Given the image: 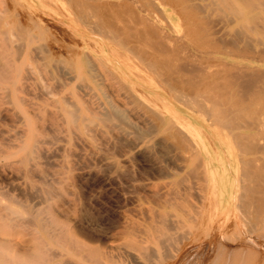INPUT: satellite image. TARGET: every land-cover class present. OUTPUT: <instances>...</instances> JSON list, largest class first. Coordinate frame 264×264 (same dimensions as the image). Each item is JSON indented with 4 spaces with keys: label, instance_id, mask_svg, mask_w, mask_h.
Instances as JSON below:
<instances>
[{
    "label": "rangeland",
    "instance_id": "obj_1",
    "mask_svg": "<svg viewBox=\"0 0 264 264\" xmlns=\"http://www.w3.org/2000/svg\"><path fill=\"white\" fill-rule=\"evenodd\" d=\"M71 1L0 0V25H2L3 22L5 25H2L3 27L0 26V29L4 30L3 33H1L2 31L0 30V246L6 248L11 252V254H13V262L17 263L25 261L30 264H100V262L102 264H166L167 261V264H225L227 260H229L230 262L233 260L238 264H241V262L244 263V261L248 260L249 264H254L255 262L256 264H258V262H262L261 258L264 261V214H259L258 217V215H256L257 213L254 211L255 209L252 210V207L248 208L247 206L243 205L241 202L242 196L240 194H238L235 199H233V203H230L227 208L222 211L216 210L217 208L215 209V201L213 200V197L212 199H208L206 198V196L197 192L194 187L195 182L191 181L195 178L192 177L193 174L191 175L190 172H187V170L190 171L192 169L195 158L192 156H188V154V159L185 160H182L181 157H178V155L180 156V153L178 152V154L176 152L177 148L173 145L175 140L171 135V133L176 129L175 126L179 123L178 120H176L171 112V114L168 111L166 113V111L164 110L165 108L163 107V103L159 100L158 96L152 95L151 97L150 95L149 97L148 95H143L142 99L146 102H150L149 104H154V102L156 103L155 106H157L159 113L161 111L160 109L164 108L163 110L165 111L164 113V111L162 110L160 113L161 115H159L160 118H158L156 113H150L151 111L148 110L149 118H147L146 121L149 120L148 124L151 125L147 126V122L144 121V116L141 112H138V100H136V96L134 95L135 99L132 98V93L129 90H127L129 92L127 94L129 96H127L126 88L128 87L127 89L130 90H134L135 88L147 89V86L156 83L158 84L157 90H160L162 95L166 97L165 99L169 104H171L178 110L181 109V113H190L197 119L198 122H200V124L205 129H212L214 131L218 128H213L212 126L207 125L206 121H204V117L202 115H199L200 112L194 110V107H197L196 103L193 104L195 105L194 107L193 105H191L192 102L194 103V101L190 100L192 101H189L191 104L189 102H186L188 100H184L185 98L177 94L176 88L174 89V86H172L171 88V84L168 81L165 82L162 78V75L161 78L158 79L160 75H158L157 73H159L160 71H157L159 70L157 67H154L149 62H147L148 60L145 59V57H142V55L138 51L134 49L131 50L133 46H140V48L143 47L144 49L148 50L150 49L148 48V45L136 39H127L123 34L115 36L113 34L111 35L110 33H107L109 34L107 35L105 34V32L103 33L99 30L98 31L102 34L96 33L97 31L96 29H94L95 27L90 26L91 23H93L92 20L94 18L92 16V13L89 12V10L88 12L87 10H84L88 9L87 7L81 9L78 4V7L76 8L75 0L72 3ZM260 1L262 2V0L241 1V5L245 10L246 16L242 20L230 22L231 24L229 23V21L223 22L225 24L223 25L224 31L227 32V30H229L227 33L225 32L226 35H224L226 36V40L224 37H220V39L223 40V43H227L228 41L233 40V37L235 35V39L238 37L240 40H244L248 37L246 36L247 33L249 36H253L255 38H257L258 36L259 39H261L262 42L257 41L255 43L257 48H260V46H264V5L262 4L264 0L261 3L263 9L261 8V4L259 3ZM256 2L258 4H255ZM3 7H6V9L8 10V14L9 12H11L12 14L10 13L8 15L6 13V9L5 13L3 12L4 9L1 11V8ZM28 7L30 9H28ZM72 7H74L75 10H83L82 12H80L81 16L79 15L78 11L76 12ZM167 9L172 10L168 7ZM31 10H34L35 14L33 13L34 11ZM221 11L222 10L217 7L212 11V15H216L217 13L220 15ZM1 12H3L4 14ZM82 15L87 16L88 19L85 20ZM77 16L80 20L77 19ZM12 17L13 19H10ZM77 20L79 21L80 25L82 23L86 24L88 22L86 25L87 27H89V30L86 29L87 27H83L84 25L80 26L77 23ZM182 21L183 20L179 16H174L173 23L174 27L177 28V33L184 32ZM5 22H8L7 26ZM240 22L241 28L239 26ZM253 25L254 28H252ZM28 26H30V28H27ZM182 26L183 28H181ZM4 27H7V29ZM235 27H238V29H234ZM16 28L17 31H15ZM169 29L171 31V28ZM233 29L235 31V34H233L234 36L231 34L233 33ZM239 29L242 30V32L240 33L241 35L236 31H239ZM243 29L246 31V33L243 32ZM11 31L18 34L20 38L22 36V38L20 39L19 37H17V35H14L15 33H12ZM21 31L23 32V35H21ZM4 32L5 34H7L5 35ZM171 32H173V30ZM238 34L239 36H237ZM105 35H111L114 37L112 38L110 36L108 38H104ZM5 36H7V39ZM12 36L13 39H15L16 37V41L14 40L16 44L22 40L24 41L22 44L19 43L22 48L24 46L23 49L20 47V50H18L19 46L18 48H16V44L14 43L13 39L11 40ZM229 36H232V39L230 37L231 40L227 38ZM115 37L117 40H115L116 42L113 43ZM126 40H128V42ZM222 40H220V42H222ZM123 41L126 42L124 43ZM121 42L124 43L125 47L123 46V43L122 45L120 44ZM130 44L132 45L131 48L129 46ZM98 45L100 47H103L102 51L99 50ZM144 45L146 46L144 47ZM127 46L129 47L128 49H126ZM33 47L36 49H33ZM16 49L18 50V52H16ZM21 49L23 52H21L20 54L19 52L21 51ZM51 49L53 51L49 52ZM114 49H117L118 51L115 50V53ZM42 50L45 52V54ZM37 51H39L40 53ZM46 52L49 54H47ZM111 52L112 54L114 52L115 55L112 56V54H110ZM121 52H124V54ZM17 53L18 55L20 54L19 58ZM62 53L65 55H63ZM74 53L76 54L74 55ZM126 53H131V56L130 54L126 55ZM121 54L125 55L123 56L124 58ZM47 55L49 56L47 57V59H45ZM58 55L60 56V58H62L61 61L59 60L60 58H58ZM132 55L135 56L134 59ZM85 56H87V59L90 58L88 59L89 62L91 61L90 64L88 63V61H86ZM102 56H105L106 60H108H104V57L103 59H101ZM126 57L127 59L129 58L128 61H133L136 59V57L139 61L136 59L137 62L136 60L131 63L125 62L127 61ZM142 58L144 60H142ZM120 59L122 61H119ZM206 59L204 60V63H214L213 65L209 64V68L211 67L213 69H217L219 67V65L216 64L218 63V61H216L215 58V60L208 59L207 62ZM54 61H56L57 64H52ZM99 61H102L104 63L106 61L109 65H111V63L116 64L118 66L117 68H119V70L122 72V76L114 75L116 71L111 68V72L109 70L111 66H108L107 63H103L101 65ZM142 61L145 62L140 66V63H142ZM61 62L63 63V65ZM65 62L68 63L66 64ZM126 63H129L130 65L133 64V66L135 65L137 67L136 69V67L134 66L136 69L135 73H132V70H134L132 68L134 67L130 66L129 64L127 65V67L130 66V68H126ZM250 64L251 68L257 67L258 69L259 67V70H264V62L262 61H252ZM71 65L74 66V72ZM95 65L97 67H95ZM104 65H106L108 69ZM216 65L218 66L216 67ZM70 66L72 70L69 69ZM146 66L149 72L147 71ZM141 68H143V71L139 70ZM67 70L71 71L68 72ZM140 71L144 74L139 73ZM154 71L157 73L154 74ZM29 73L30 75H32L31 77ZM61 73H65L64 76L66 77L62 76L63 74ZM90 73L97 76H94L95 78H92L89 76ZM97 73H99V76ZM145 73L148 80L153 83L145 80L147 79L145 78L146 76H144V78L141 77L145 75ZM147 73H149L150 78H152L151 80L149 79ZM138 74H140L141 76ZM69 75L73 78H70ZM156 75H158L159 77L157 78ZM25 76L26 78H30L26 79ZM59 76L60 78H58ZM84 79L86 81L85 84L83 83L84 85H86L85 87L83 85L80 86L82 83L81 81H84ZM123 79L126 80V83H128L129 86L123 85L125 84V81ZM141 80H145V82L147 81V83ZM116 81L119 82L117 83ZM121 81H123L124 83ZM120 82L123 83L122 86ZM162 82L165 83V88ZM87 84H89V86ZM131 84H136V87L134 88V85L132 86ZM258 84L260 88L262 86L264 87V77L258 82ZM17 85H19L20 88ZM120 86L122 87V90H120ZM123 86L125 87V90ZM130 86L132 87V89L130 88ZM24 87L30 89L27 90V88L25 89ZM97 87H99L101 90ZM168 87H170V89ZM8 88V91L10 92H7ZM89 88L91 89L90 91ZM85 91L86 95L84 94ZM168 91H170V93ZM43 92L45 94H41ZM92 92H95V95ZM2 95H5L6 97ZM177 95H179V97ZM155 97H158V99H155ZM6 98L7 100L10 98V100L7 101ZM54 98L57 99L54 100ZM62 98L65 100H62ZM179 98L180 100H178ZM175 99L177 101H175ZM68 100H70L71 103H68ZM100 100L102 103H99ZM106 100L110 101H108L109 104L111 103V107L109 106L110 108L108 107L109 104ZM181 100L182 102L185 101L188 105L186 104L185 106V103H182ZM10 101L11 103H9ZM63 101H66V103H64ZM26 103H29V105ZM68 104L73 108H76V106L79 107L80 111L79 120L76 123L77 125L72 123L68 119ZM239 104L250 105L252 109L255 108V113L259 112L262 115L264 113V110L263 112H260V110H258V108L264 106L260 100L257 101V99L253 100L252 98H245L240 101ZM231 105L233 106V103H231L230 106ZM119 106L123 109V112L120 111L122 113H118V110H120ZM102 107H105L106 109ZM108 108L110 110L112 109V112ZM127 108L128 110L130 109V113H128L129 111L126 110ZM232 109L234 111L232 112L236 115L233 117V119H238L237 121L239 125H241L242 122H245L242 114L245 109H243V112H241L242 109L238 106ZM59 111L61 112L59 113ZM124 112H126V114ZM58 113L60 114V116L58 115ZM123 113L125 115H123ZM259 113H257L255 117L258 115L259 118H261L262 115H260ZM240 114L241 117L235 118ZM127 115L128 121L126 120ZM16 116H21V118ZM54 116L55 118H53ZM87 116L89 117L90 121L88 120ZM124 116L126 117L124 118ZM85 117L87 118L88 122ZM171 117L174 119H172ZM60 118H63L64 122ZM162 118L164 120H162ZM262 118L264 121V117ZM262 118L259 120L262 121ZM91 119L93 120V122H91ZM110 119H115L114 121H112L114 122L113 125H115V127L111 124L112 122L110 121ZM103 120H105V123H103ZM116 120L119 121V123H117ZM160 120L162 122H160ZM95 121L98 125L95 123ZM129 122L132 125L129 124ZM171 122H174L175 124ZM93 123H95L96 125H93ZM106 124L107 126H109L110 130L111 127H114V129L112 128L113 130H111V133H109V128L105 126ZM118 124L120 127H118ZM136 124L140 125L136 126ZM127 125H129L131 129L128 128L129 126ZM173 125L174 127H172ZM132 126L134 127V129L132 128ZM64 127H66L65 131H63ZM86 127L88 128L89 132L86 130ZM99 127L103 130H106L107 133L105 131L103 132V130H100ZM233 127L227 129L231 132L233 130ZM61 128H63V130ZM142 128L145 130H143ZM149 128L150 130H148ZM118 129H122L120 133L118 132ZM125 129L126 131H129L125 133ZM136 129L143 130L141 131L144 132L142 133L143 135L141 134V132H139V134L138 130ZM234 129L238 128L234 127ZM239 129L243 128L239 126ZM72 130L75 131L72 132ZM84 130L87 132V134L86 132H84ZM163 130L165 132L168 131V134ZM60 131L62 132L60 133ZM137 133L139 135H137ZM61 135H63L62 138ZM101 135L106 136L102 137ZM120 135L122 136L120 137ZM46 136H52V140L56 139L54 140L55 143H53L54 141L51 143V138L47 137L48 140L50 139V142L46 138H43ZM56 136L57 138H55ZM59 136L60 138H58ZM76 136L80 139H78ZM124 136H127V139ZM141 136L145 138H141ZM106 137L109 138L107 139ZM37 138L39 140L41 139L42 141H38ZM43 147L45 149L44 151L42 150ZM60 147H62V149ZM166 148L171 150L172 153H169V150H167ZM26 149H29L30 153L29 157L24 159L23 156ZM32 149L34 151H32ZM44 153H47L46 155L48 156H46ZM169 154L171 155V157L169 156ZM36 155L38 156L36 157ZM176 155L177 158H175ZM169 159L174 162L172 163L171 161H169ZM167 161H169L171 165H174L168 166V164L170 165V163H168ZM183 164H185L184 167ZM170 172L174 173V175L170 176ZM241 172L242 169H240L239 171V179L242 182ZM180 178H184L183 180H185V178H188L186 179L188 180L187 184H189L190 187L193 186V188H191V191H187L185 189L190 188L188 187V185L185 187L186 180L180 182L182 181L180 180ZM243 179L247 181L246 177H243ZM176 180L177 182H179L177 183ZM168 181L170 182L168 183ZM194 181H196V179ZM190 182L193 183L192 186ZM158 185H163L164 187L162 186V188L159 186L160 188H162L160 190ZM158 188L160 191L158 190ZM170 188H173V190L171 191ZM194 189L195 193L193 192V194L196 197L193 198L194 195L192 194L193 196H191V193L192 190L194 191ZM155 190L156 192L158 190L159 194L162 191L161 195H159L160 197L157 195L158 192H154ZM153 192L155 194H153ZM169 192H171L172 197H170V199H166V197L170 196ZM172 193L178 194L176 195ZM153 195L155 198L153 197ZM155 195H157V197ZM197 195H202L206 203L203 200L200 201L202 196L198 197ZM238 196L239 198L241 196L240 201L238 199ZM189 198H191V201H189ZM153 199H155V201ZM207 199L211 201L209 202ZM211 202L213 203V207L211 205ZM237 202L239 203V205L237 204ZM240 203L243 207L240 205ZM193 204H196V207ZM200 204L202 205V208L200 207ZM7 206H12L18 211H21L22 218L19 217L18 220V217L14 216L16 213L9 212ZM237 206L241 207L238 209ZM203 208L205 212L202 210ZM250 209L252 212H250ZM238 210L240 213L238 212ZM29 211L31 212L29 213ZM207 212H210L209 217H213V221L209 219ZM18 213L19 212H17V214ZM201 213H204V215ZM250 213L252 214L250 215ZM30 214H32V216L34 214H37L41 219L48 222H50L51 220L54 221L47 224L48 231H46V229L44 230L34 225L32 216L31 218L29 216ZM168 214L171 216H169ZM190 214L191 216H189ZM203 217L205 219H203ZM247 217L250 219H248ZM27 218L31 223L27 222ZM258 218L260 222H258ZM165 219H169L168 221L171 222H168ZM170 219H173L174 221ZM192 219H196L197 224L200 223V225L203 226H200L199 224L194 225L196 222L193 223ZM22 220H26V224H29H23L24 222L22 223ZM210 220L212 221V223L210 222ZM221 221H223V224H221ZM174 223H176V226ZM167 224H170L172 228ZM175 235L177 236L176 239L174 238L176 237ZM168 236H170V239H174L168 241L165 240L168 238ZM43 237L44 239L42 240ZM179 238H181V241L179 240ZM162 239H164L165 241ZM44 240H46V242H44L45 244L43 243ZM161 240L165 242H163L165 245H161ZM160 241L161 243H159ZM72 242H74L75 244L73 243L72 245ZM49 245H52V247ZM148 247L150 250L148 249ZM151 247L153 248L154 252L156 251L155 253H153ZM53 248L55 251H52H54V255H56L55 257H52L51 255L53 254V252L51 254L49 252V250ZM148 250L152 253H148ZM42 251L44 252L42 253ZM143 251L144 253H142ZM234 251H238V253H240L235 254ZM133 253L134 257L136 256V261L133 257ZM150 255L154 256L150 257ZM238 255L242 256L241 258H243L244 256V260H241L240 256L238 258ZM234 257L238 258V260L235 261L236 258ZM137 259L141 261L138 262ZM250 259L251 261H249Z\"/></svg>",
    "mask_w": 264,
    "mask_h": 264
},
{
    "label": "bare ground",
    "instance_id": "obj_2",
    "mask_svg": "<svg viewBox=\"0 0 264 264\" xmlns=\"http://www.w3.org/2000/svg\"><path fill=\"white\" fill-rule=\"evenodd\" d=\"M71 1V0H70ZM74 1V0H73ZM71 1V3L73 2ZM241 1L242 0H75L76 2V5L75 7L77 8V4L82 8H88V9H84V10H89V12L92 13V16L94 17L93 18V23H91L90 26L92 27H95L94 29H96V33H100L102 34L101 32H105V34L107 33H110L111 35H120V34H123L127 39H136L140 42H143L144 44L148 45L150 49H144L143 47L140 48L137 47V46H133V48H131V44L129 45L131 50H136L138 51L142 57H145V59H147L151 65H153L154 67H157L159 70L157 71H160L159 73L155 72L154 71V74L157 73L158 75H160V77L158 75L157 78L160 79L161 78V75H162V78L165 82H169L171 85V88L172 86H174V89L176 88L177 90V94H179L181 97L185 98L184 100H188L186 102H189L190 100L194 101V103L192 101V104H195L197 105V107L195 105H193V108L194 110L200 112L199 115H202L204 117V121H206V124L207 125H210L212 126L213 128H218L216 130H208V129H205L201 124L200 122L197 121V119L192 116L190 113H181V109L178 110L176 109L174 106H172L171 104H169L167 102V100L165 99L166 97L164 95H162V93L160 92V90L158 91L157 89V86L158 84H154L153 82H150L146 76V73L145 75L141 76L142 78H144V76H146L145 80H148V82L150 83H153V84H150L149 86H147V89H136V84L134 85V90L132 89V87L130 86V88L133 90H130V89H127L126 88V95L129 93L127 90L131 91L132 93V98H137L136 100H138V105H137V108H138V112H141L142 115L144 116V121H146L147 118H149V115H148V112L151 111L150 113H156L157 114V117H159V115H161V111L164 109L167 113V111L170 113H172V115L176 118V120H178V125L175 126V130L171 133V135L173 136L175 142H174V147L177 148V153L179 152L180 153V156L178 155V157H181L182 160H185V159H188L187 157L188 156H192L195 158V162L192 166V169L189 171L187 170V172H190L191 175L193 174V178L196 179V181H194L195 179L191 180L194 183V187L196 189L197 192L201 193L202 195L206 196V198H211L213 197V200L215 201V209L218 210V211H222L224 210L225 208H227L230 203H233V199H235V197L240 194L242 196H240V198L242 199V204L247 206L248 208H251L252 207V210H254L258 215L259 217V214H264V121H263V118L264 117V113L263 115L261 116L262 118V121L259 120L261 118H259V116L257 115L255 117V115L257 113H255V108L252 109L250 107V105H241L239 104L240 101H242L243 99L245 98H252L253 100L257 99V101H261L264 105V87L262 86L261 88L259 87V84L258 82L263 79L264 77V70L261 71L259 70V67L257 69V67H254V68H251L250 67V63L252 61H262L264 62V46H260V48H257L256 46V42H262L261 39H259V37L257 36V38L253 37V36H249L246 31L244 30L243 32L246 33V36H248L247 38H245L244 40H240L238 37V39L234 38L235 36L233 34H235V31L234 29H238V27H235L233 29V33H231L234 37H233V40L232 39V36H229L227 38L230 39L231 37V41H228L227 43H223V40L220 39V37H226L224 35L226 31H224V27L223 25H225L223 22L225 21H229L230 22H235V21H239V20H242L246 15H245V10L243 9L242 5H241ZM263 2V0H262ZM261 1L259 2L260 4L262 3ZM5 4V3H4ZM255 4H258L257 2ZM264 5V2L262 3ZM261 4V6H262ZM6 6V5H5ZM7 7V6H6ZM6 7L4 8H1V11L4 9V13H5V9ZM168 8H171L172 10L170 9H167ZM219 8L221 9V13L220 15L216 14V15H212V11L215 10L216 8ZM260 7V6H259ZM74 8V7H72ZM253 8V6H252ZM263 9V6L261 7ZM28 9H30L28 7ZM81 9H78V10H74L80 15V12L82 11H79ZM213 9V10H212ZM26 10V9H25ZM212 10V11H211ZM8 10L6 9V13L8 14L7 12ZM30 11V10H29ZM31 11H34V10H31ZM1 12V13H3ZM75 12V13H76ZM3 13V14H4ZM11 12H9L10 14ZM35 14V11L33 12ZM86 13V12H85ZM90 13V14H91ZM8 14V15H9ZM12 14V13H11ZM18 14V13H17ZM1 15V14H0ZM179 16L183 21V26H184V32L183 33H177V28L174 27V23H173V20H174V16ZM4 16V15H3ZM7 16V15H6ZM81 16V15H80ZM90 16V17H92ZM9 17V16H8ZM82 17L86 19H88L87 16H83ZM87 17V18H86ZM15 18H16V14H15ZM14 18V19H15ZM18 18V17H17ZM76 18V16H75ZM9 19V18H8ZM10 19H13L10 18ZM77 19L78 16H77ZM82 19V18H81ZM1 20V18H0ZM7 20V19H6ZM5 20V21H6ZM16 20V19H15ZM80 20V19H79ZM78 21V20H77ZM76 21V22H77ZM11 22V21H10ZM13 22V20H12ZM11 22V23H12ZM36 22V21H35ZM6 23V22H5ZM21 23V22H20ZM79 25V21L77 22ZM88 23V22H87ZM86 23V24H87ZM89 23V24H90ZM8 22L6 23V26H7ZM86 24H81L80 26L84 25L83 27H87ZM93 24V25H92ZM231 24V23H230ZM4 25V22L3 24ZM0 25V26H2ZM16 25V24H15ZM31 25V24H30ZM5 26V25H4ZM32 26V25H31ZM40 26V25H39ZM183 26L181 28H183ZM240 28H241V22L239 24ZM3 27V26H2ZM11 27V25H10ZM21 27V26H20ZM252 27V26H251ZM7 29V27H4ZM27 28H30V26H28ZM33 28V27H32ZM89 27H87L86 29H88ZM171 28V31L173 30V32L170 31ZM254 28V25L253 27ZM3 33L4 30L0 29ZM19 30V29H18ZM21 30V29H20ZM36 30V29H35ZM34 30V31H35ZM45 30V29H44ZM89 30V29H88ZM93 30V29H92ZM101 32H99V31ZM183 30V29H182ZM226 30V29H225ZM17 31V28L16 30ZM23 31V30H22ZM21 31V35H23V32ZM29 31V30H28ZM94 31V30H93ZM229 30H227L228 32ZM239 34L242 32V30L239 29L236 30ZM12 32V31H11ZM226 32V33H227ZM12 33H15V32H12ZM230 33V32H229ZM5 34V32H4ZM7 34V33H6ZM5 34V35H6ZM11 34V33H10ZM40 34V33H39ZM37 34V35H39ZM239 34L237 36H239ZM13 35V34H12ZM14 35H17L18 34H14ZM20 35V36H21ZM36 35V37H37ZM48 35V34H47ZM109 35V34H107ZM110 35V36H111ZM241 35V34H240ZM110 36H104V38H108ZM244 36V35H243ZM264 36V35H263ZM6 39H7V36H5ZM11 37V36H10ZM15 37V36H14ZM25 37V36H24ZM112 38L114 36H111ZM119 37V36H118ZM241 37V36H240ZM20 38V37H19ZM22 38V36H21ZM20 38V39H21ZM45 38V37H44ZM223 38V39H224ZM13 39V36L11 38V40ZM26 39V38H25ZM30 39V37H29ZM80 39V38H79ZM111 39V38H110ZM109 39V40H110ZM122 39V38H121ZM243 39V38H242ZM257 39V40H256ZM16 41V37L15 39H13V41ZM88 40V39H87ZM113 40V39H112ZM115 39L113 40V43L116 42ZM220 40H222V42H220ZM226 40V38H225ZM260 40V41H259ZM9 41V40H8ZM14 41V43H15ZM128 42V40H126ZM125 41V42H126ZM18 42V41H17ZM24 41H20L19 43L22 44ZM91 42V41H90ZM124 42V41H123ZM121 42L120 44L122 45ZM124 42V43H125ZM136 42V41H135ZM17 43V44H19ZM111 43V42H110ZM123 43V46L125 47ZM16 44V43H15ZM16 44V48H18L19 46V49L20 50V44L17 45ZM119 44V43H118ZM136 44V43H135ZM263 44V43H262ZM9 45V44H8ZM25 45V43H24ZM134 45V44H133ZM137 45V44H136ZM139 45V44H138ZM143 45V44H142ZM144 45V47L146 46ZM264 45V44H263ZM23 46V45H22ZM90 46V45H89ZM110 46V45H109ZM118 46V45H117ZM120 46V45H119ZM111 47V46H110ZM115 47V46H113ZM121 47V46H120ZM22 48V47H21ZM24 48V46H23ZM22 48V49H23ZM98 48L99 50H103V47L99 46L98 45ZM112 48V47H111ZM118 48V47H117ZM129 47L127 46L126 49H128ZM21 49V51L19 52L21 54V52H23ZM33 49H36L33 47ZM39 49V48H38ZM110 49V48H109ZM120 49V48H119ZM121 49H124V48H121ZM17 50V49H16ZM18 50L16 52H18ZM40 50V49H39ZM45 50V49H44ZM118 51L117 49H114V52ZM43 51V50H42ZM53 51L52 49L49 51L51 52ZM68 51V50H66ZM35 52V50H34ZM39 52V51H37ZM44 52V51H43ZM110 52V51H109ZM112 54V52L110 54H112V56H114L115 54ZM129 52V51H127ZM131 52V51H130ZM40 53V52H39ZM47 53V52H46ZM56 53V52H55ZM68 53V52H67ZM80 53V52H78ZM116 53V52H115ZM124 54V52H121ZM20 54L18 55V58L20 56ZM45 54V52H44ZM49 54V53H47ZM63 54V53H62ZM72 54V53H71ZM76 53H74L75 55ZM118 54V53H117ZM116 54V55H117ZM119 54H120V51H119ZM128 53H126L127 55ZM130 56H131V53H129ZM128 54V55H129ZM16 55V56H17ZM42 55V54H41ZM53 55H54V52H53ZM52 55V57H53ZM57 55V54H55ZM65 55V54H63ZM69 55V54H68ZM89 55V54H88ZM122 55V54H121ZM134 55V54H133ZM132 55V56H133ZM136 55V54H135ZM223 55V56H221ZM226 55V56H225ZM49 55H47L45 57V59H47ZM59 56V55H58ZM119 56V55H118ZM117 56V57H118ZM125 56V55H122V57ZM129 56V57H130ZM137 56V55H136ZM87 56H85L86 58ZM103 57L105 58L104 60H106V57L105 56H102L101 59H103ZM120 57V56H119ZM118 57V58H119ZM135 56H133V59H134ZM141 57V56H140ZM205 57V58H203ZM208 57H211V58H208ZM30 58V56H29ZM60 58V56L58 57ZM121 58V57H120ZM124 58V57H123ZM131 58V57H130ZM207 58V59H206ZM218 61V64L219 67L217 69H213V68H209L208 63H204V60L206 59V62L208 59H212V60H215ZM90 59V58H88ZM86 58V61H88V63L90 64L89 60ZM99 59V60H101ZM127 59V57H126ZM136 59L138 60V58L136 57ZM135 59V60H136ZM51 60V58H50ZM58 60V59H57ZM60 61L62 60V58L59 59ZM108 60V59H107ZM106 60V61H107ZM129 58L127 59V61L125 62H133V61H128ZM136 60V62H137ZM141 60V59H140ZM142 60H144L142 58ZM209 60V61H210ZM18 61V59H17ZM48 61V60H47ZM64 61V60H63ZM66 61V59H65ZM69 61V60H68ZM108 64V62H106ZM119 61H122L121 59ZM139 61V60H138ZM208 61V62H209ZM55 62V63H54ZM52 64H57L56 61H54ZM100 62V61H99ZM102 62V61H101ZM100 64L102 65L104 62H102ZM145 62V61H144ZM142 61V63H140V66L141 64L143 65L144 63ZM62 63V62H61ZM66 64L68 62H65ZM104 63V64H105ZM129 63H126V68H130V66L134 67L133 64H129ZM73 64V63H71ZM123 64V63H122ZM125 64V63H124ZM130 65L129 67H127V65ZM138 64V63H137ZM206 64V65H205ZM214 64V63H213ZM213 64H210V65H213ZM36 65V64H35ZM44 65V64H43ZM63 65V63H62ZM145 65V64H144ZM216 65V67L218 66ZM61 66V65H60ZM68 66V65H67ZM72 66V65H71ZM71 66L69 69H71ZM106 68L107 66L104 65ZM108 66H111L109 68V70L111 68L114 69V71H116L114 73V75H121L122 76V72L119 70V68H117L118 66L114 63H111V65L108 64ZM139 66V65H138ZM139 66V67H140ZM49 67V66H48ZM47 67V68H48ZM59 67V65H58ZM62 67V66H61ZM89 67V65H88ZM92 67V66H91ZM94 67V66H93ZM95 67H97L95 65ZM131 67V68H132ZM136 67V66H135ZM132 70V73H135V70L136 69ZM143 67V66H142ZM145 67V66H144ZM29 68V67H28ZM46 68V66H45ZM73 68V72H74V66H72ZM147 68V66H146ZM26 69V67H25ZM64 69V68H63ZM108 69V68H107ZM121 69V68H120ZM127 69V70H128ZM143 68L139 69L141 71ZM152 69V68H151ZM42 70V69H41ZM49 70V69H48ZM47 70V71H48ZM72 70V69H71ZM71 70H67L68 72L71 71ZM155 70V68H154ZM58 71V69H57ZM61 71V70H60ZM65 71V70H64ZM66 71V72H67ZM89 71V70H87ZM112 72V70H110ZM134 71V72H133ZM139 72L141 74H144L143 72ZM147 71H148V68H147ZM152 71V70H150ZM40 72V71H39ZM46 72V71H45ZM62 72V71H61ZM73 72H70V73H73ZM149 72V71H148ZM49 73V72H48ZM57 73V72H56ZM55 73V74H56ZM95 73V72H94ZM110 73V72H109ZM161 73V74H160ZM19 74V73H18ZM50 74V73H49ZM63 74V73H61ZM67 74V73H66ZM69 74V73H68ZM75 74V73H74ZM91 74V73H90ZM90 77H94V76H97V75H90ZM98 76H99V73H97ZM30 75V73H29ZM65 73L62 75L64 76ZM78 75V73H77ZM113 75V76H114ZM137 75V76H138ZM147 75L149 76V73H147ZM32 75H30L31 77ZM73 76V74H72ZM71 76V77H72ZM76 76V75H75ZM74 76V77H75ZM136 76V77H137ZM28 77V76H27ZM29 77V78H30ZM66 77V76H64ZM70 77V75H69ZM68 77V79H69ZM70 77V78H71ZM24 78V77H23ZM26 78V76H25ZM29 78H26V79H29ZM42 78V77H41ZM60 78V76L58 77ZM73 78V77H72ZM83 78V77H81ZM80 78V79H81ZM95 78V77H94ZM123 78V77H122ZM99 79V78H97ZM100 79H103V78H100ZM113 79V78H112ZM116 79V78H114ZM119 79V78H118ZM117 79V80H118ZM149 79L151 80L152 78H150L149 76ZM82 80V79H81ZM124 80V79H123ZM145 80H141V81H144ZM155 80V79H154ZM71 81V80H70ZM80 81V80H79ZM93 81V80H92ZM120 81V80H119ZM119 81H116L117 83ZM125 81V84L121 83V86L122 84L123 85H128V83H126V80ZM15 82V81H14ZM26 82V81H25ZM61 82H64V81H61ZM81 85L80 86H86L84 85L86 83L85 79L84 81H81ZM100 82H103V81H100ZM156 82V81H155ZM24 83V82H23ZM68 83V82H66ZM70 83V82H69ZM84 83V84H83ZM95 83V82H94ZM131 83V82H130ZM147 83V81L145 82ZM163 83V82H162ZM27 84V83H26ZM60 84V83H59ZM80 84V82H79ZM165 83H163V86L165 88ZM63 85V84H62ZM77 85V84H76ZM89 86V84H87ZM132 85V84H131ZM132 85V86H133ZM262 85H263V81H262ZM19 87V85H17ZM29 86V85H28ZM79 86V88H80ZM118 86V85H116ZM120 86V90H122V87ZM160 86V85H159ZM77 87V86H76ZM124 87V86H123ZM161 87V86H160ZM159 87V88H160ZM3 88V87H2ZM17 88V87H16ZM20 88V87H19ZM25 89L27 87H24ZM98 89H100L99 87H97ZM138 88V87H137ZM140 88V87H139ZM170 89V87H168ZM24 89V90H25ZM30 89V88H29ZM27 88V90H29ZM163 89V88H162ZM9 88L7 89V92H10L8 91ZM26 90V91H27ZM91 89L89 88V91ZM101 90V89H100ZM124 90H125V87H124ZM6 91V90H5ZM25 91V92H26ZM136 91V92H135ZM103 92V91H101ZM111 92V91H110ZM123 92V91H122ZM121 92V93H122ZM170 93V91H168ZM175 92V91H174ZM51 93V92H50ZM86 93V91L84 92V94ZM93 94L95 92H92ZM29 94V93H27ZM41 94H45L44 92L41 93ZM83 94V95H84ZM97 94V93H96ZM104 94V93H103ZM102 94V95H103ZM6 95V94H5ZM5 95H2L4 97H6ZM10 95V93H9ZM86 95V94H85ZM95 95V94H94ZM110 95V94H109ZM108 95V96H109ZM135 95V96H134ZM148 95L150 97H152V95H156L159 97V100L162 101L163 103V109H159L161 110L160 113H159V110L157 108V106H155V102L154 104H149L150 102H146L145 100L142 99V97ZM179 95H177L179 97ZM21 96V95H20ZM39 96V95H37ZM122 96V95H121ZM129 96V95H127ZM131 96V95H130ZM170 96V95H169ZM2 97V98H4ZM10 97V96H8ZM7 97V98H8ZM29 97V96H28ZM62 97V96H61ZM66 97V96H65ZM64 97V98H65ZM98 97V96H97ZM124 97V96H123ZM158 97H155V99H158ZM172 97V96H171ZM175 97V96H174ZM6 98V100H7ZM32 98V97H31ZM131 98V99H132ZM134 98V99H135ZM147 98V97H146ZM154 98V97H153ZM182 98V99H183ZM28 99V98H27ZM57 99V98H54V100ZM97 99V98H96ZM127 99V97H126ZM129 99V97H128ZM140 99V101H139ZM145 99V98H144ZM10 100V98L8 99ZM7 100V101H8ZM29 100V99H28ZM53 100V101H54ZM62 100H65L62 98ZM111 100V99H109ZM108 100V101H109ZM143 100V101H142ZM153 100V99H152ZM180 100V98L178 99ZM4 101V100H3ZM26 101V100H25ZM51 101V102H53ZM67 101V100H66ZM66 101H63L64 103H66ZM73 101V100H72ZM107 101V100H106ZM107 101V103L109 104V102ZM132 101V100H131ZM154 101V100H153ZM175 101H177L175 99ZM209 101V102H208ZM35 102V101H34ZM50 102V103H51ZM58 102V101H57ZM70 102V100H68V103ZM75 102V101H74ZM179 102V101H178ZM182 102V100H181ZM180 102V103H181ZM186 106V102L183 101ZM182 102V103H183ZM8 103V102H7ZM11 103V101L9 102ZM48 103V102H47ZM49 103V104H50ZM56 103V102H55ZM71 103V102H70ZM84 103V102H83ZM99 103H102L101 100ZM114 103V102H113ZM124 103V102H123ZM153 103V102H152ZM233 103V106L230 104ZM251 103V102H249ZM254 103V102H253ZM252 103V105H253ZM257 103V102H256ZM29 105V103H26ZM73 104H77V103H73ZM111 104V103H110ZM108 105V107L111 105ZM158 104V103H157ZM211 104V105H209ZM255 104V103H254ZM259 104V103H258ZM261 104V103H260ZM10 105V104H9ZM52 105V104H51ZM66 105V104H65ZM102 105V104H100ZM113 105V104H112ZM128 105V104H126ZM188 105V104H187ZM118 106V105H117ZM238 106L239 108H241V112H243V109L244 112L242 113L243 114V117H244V121L245 122H242L241 125H239L238 123V119L235 120L233 119L235 115V113H233V109L234 107ZM78 106H76V108H73V107H70L69 104L67 105V108H69L67 111L69 113V117L68 119L76 124L77 121L79 120V107L77 108ZM97 107V106H96ZM95 107V108H96ZM106 107V106H105ZM105 107H102V108H105ZM109 107V108H110ZM113 107V106H112ZM179 107V106H178ZM190 107V106H188ZM259 107V106H258ZM11 108V107H9ZM34 108V107H33ZM59 108V107H58ZM72 108V109H70ZM107 108V107H106ZM105 108V109H106ZM108 108V109H109ZM120 110H118L119 112L118 113H122L123 109L122 107H120ZM118 108V109H119ZM126 108V107H124ZM162 108V107H161ZM114 109V108H113ZM132 109V108H131ZM134 109V108H133ZM167 109V110H166ZM190 109V108H188ZM11 110V109H10ZM103 110V109H102ZM110 110V109H109ZM112 110V109H111ZM110 110V111H111ZM125 110V109H124ZM128 110V108L126 109ZM130 110V109H129ZM128 110V111H129ZM149 110V111H148ZM163 110V111H164ZM239 110V109H238ZM258 110H260V112L264 110V106H261V108H258ZM49 111V110H48ZM104 111V110H103ZM102 111V112H103ZM114 111V110H113ZM122 111V112H120ZM164 111V113H165ZM233 111V112H232ZM15 112V111H14ZM61 111H59L60 113ZM100 112V111H99ZM105 112V111H104ZM112 112V111H111ZM195 112V111H194ZM239 112V111H238ZM17 113V112H16ZM49 113V112H48ZM47 113V114H48ZM57 113V112H56ZM58 113V115L60 116V114ZM110 113V112H109ZM117 113V112H116ZM117 113V114H118ZM126 114V112H124ZM123 113V115H125ZM130 113V111L128 112ZM127 113V114H128ZM149 113V114H150ZM163 113V112H162ZM170 113V114H171ZM255 113V114H254ZM20 114V113H19ZM62 114V113H61ZM88 114V113H86ZM111 114V113H110ZM116 114V115H117ZM245 114H246V117H245ZM94 115V114H93ZM133 115V114H132ZM57 116V117H59ZM82 116V115H81ZM95 116V115H94ZM102 116V115H101ZM111 116V115H110ZM114 116V114H113ZM163 116V115H162ZM201 116V117H202ZM13 117V116H12ZM16 117H20L21 116H16ZM63 117V116H62ZM126 116H124L125 118ZM238 117H241V114L235 118H238ZM259 119H258V118ZM55 118V116L53 117ZM86 118V117H85ZM88 120H89V117L87 116ZM86 118V120H87ZM92 118V117H91ZM96 118V117H95ZM130 118V117H129ZM151 118V117H150ZM164 118V117H163ZM162 118V120H164ZM172 118V117H171ZM19 119V118H17ZM28 119V118H27ZM62 119V121L64 122L63 118H60ZM93 119V118H92ZM91 119V122H93V120ZM117 119V118H116ZM131 119V118H130ZM174 119V118H172ZM48 120V119H47ZM85 120V121H86ZM87 120V122H88ZM115 120V119H114ZM114 120H111L110 121H114ZM119 120V119H118ZM128 121V115H127V119ZM125 120V121H126ZM138 120V119H137ZM19 121V120H18ZM90 121V120H89ZM101 121V120H100ZM105 123V120H103ZM108 121V122H110ZM117 121V120H116ZM131 121V120H130ZM135 121H136V118H135ZM148 121L147 120V126H150L148 124ZM151 121V120H150ZM172 121V120H170ZM175 121V120H174ZM33 122V121H32ZM89 122V123H91ZM102 122V121H101ZM134 122V121H132ZM143 122V121H142ZM155 122V121H154ZM160 122H162L160 120ZM60 123V122H58ZM82 123V122H81ZM96 123V121H95ZM93 123V125L95 124ZM114 122H112L111 124L113 125ZM117 123H119V121H117ZM136 123V122H135ZM171 123H174V122H171ZM170 123V124H171ZM52 124V123H51ZM79 124V123H78ZM97 124V123H96ZM95 124V125H96ZM127 124V123H126ZM129 124H131L129 122ZM167 124V123H166ZM165 124V125H166ZM169 124V125H170ZM175 124V123H174ZM61 125V124H59ZM77 125V124H76ZM89 125V124H88ZM98 125V124H97ZM123 125V124H121ZM132 125V124H131ZM140 125V124H138ZM136 124V126H138ZM144 125V124H142ZM141 125V126H142ZM164 125V126H165ZM168 125V124H167ZM106 127L109 128V126H107V124L105 125ZM115 127V125H113ZM129 126V125H127ZM159 126V125H158ZM237 127L238 129H234V127ZM239 126L243 129H239ZM62 127V126H61ZM78 127V126H77ZM85 127V126H84ZM92 127V126H91ZM114 127H111V130L114 129ZM118 127L119 124H118ZM125 127V126H124ZM140 127V126H139ZM153 127V126H152ZM167 127V126H166ZM165 127V128H166ZM171 127V126H170ZM174 127V125L172 126ZM233 127L232 131L230 132L227 128H231ZM52 128V127H51ZM65 128L64 127V130L63 128H61L63 131H65ZM87 128V127H86ZM85 128V129H86ZM100 128V127H99ZM113 128V129H112ZM126 128V127H125ZM130 128V126L128 127ZM132 128L134 129V127L132 126ZM138 128V127H137ZM148 128V127H146ZM151 128V127H150ZM150 128L148 130H150ZM25 129V128H24ZM33 129V127H32ZM123 129V128H122ZM122 129H118L119 133L121 132ZM131 129V128H130ZM140 129V128H139ZM143 129V128H142ZM152 129V128H151ZM164 129V128H162ZM170 129V128H169ZM168 129V130H169ZM173 129V128H172ZM258 129V130H257ZM88 131V128L86 129ZM95 130V128H94ZM100 130H103L100 128ZM110 130V128L108 129ZM110 130L109 133H111L112 131ZM124 130V129H123ZM138 130V129H136ZM145 130V129H143ZM143 130H138V133L143 131ZM147 130V129H146ZM159 130V129H158ZM257 130V131H256ZM75 130H72V132H74ZM106 132V130H103V132ZM129 131V130H128ZM126 131L125 129V133L128 132ZM135 131V130H134ZM153 131V130H152ZM164 131V130H163ZM167 131V130H166ZM62 131H60L61 133ZM84 132H86L84 130ZM89 132V131H88ZM146 132V131H145ZM165 132V131H164ZM163 132V133H164ZM168 132V131H167ZM165 132V133H167ZM99 133V132H97ZM124 133V132H123ZM131 133V131H130ZM137 133V135H139ZM144 133V132H141V134ZM149 133V132H148ZM154 133V132H152ZM161 133V134H163ZM25 134V133H24ZM31 134V133H30ZM66 134V133H65ZM87 134V132H86ZM150 134V133H149ZM168 134V133H167ZM54 135V134H53ZM67 135V134H66ZM75 135H76V132H75ZM100 135V134H99ZM123 135V134H122ZM120 135V137L122 136ZM134 135V134H133ZM143 135V134H142ZM144 135H147V134H144ZM63 135H61V138H62ZM79 136V135H78ZM102 136V135H101ZM106 136V135H104ZM102 136V137H104ZM128 136V134H127ZM126 136V137H127ZM132 136V135H131ZM154 136V135H153ZM51 138L49 136H46V137H43V138H46L48 140V138ZM75 137V136H74ZM77 137V136H76ZM80 137V136H79ZM119 137V136H118ZM117 137V138H118ZM125 137V136H124ZM125 137V138H126ZM136 137V136H135ZM134 137V138H135ZM140 137V136H139ZM143 136H141L142 138ZM150 137V136H149ZM147 137V138H149ZM57 138V136L55 137ZM60 138V136L58 137ZM78 138V137H77ZM107 139L109 137H106ZM116 138V137H115ZM145 138V137H143ZM159 138V137H157ZM172 138V137H171ZM54 139V138H53ZM65 139V138H63ZM80 139V138H78ZM82 139V138H81ZM104 139V138H102ZM127 139V138H126ZM136 139V138H135ZM155 139V138H154ZM38 141H42L41 139L39 140L37 138ZM50 140V139H49ZM48 140V141H49ZM56 140V139H54ZM52 140L51 138V143L54 141ZM60 140V139H59ZM106 140V139H104ZM110 140V139H109ZM140 140V138H139ZM151 140V139H150ZM45 141V140H44ZM142 141V140H141ZM140 141V142H141ZM155 141V140H154ZM159 141V140H158ZM162 141V140H161ZM164 141V140H163ZM50 142V141H49ZM156 142V141H155ZM45 143V142H44ZM55 143V141L53 142ZM130 143V142H129ZM128 143V144H129ZM153 143V142H152ZM157 143V142H156ZM168 143V142H167ZM49 144V143H48ZM81 144V143H80ZM84 144V143H83ZM158 144V143H157ZM162 144V142H161ZM17 145V144H16ZM35 145V144H33ZM87 145V144H85ZM151 145V144H150ZM61 146V145H60ZM149 146V145H148ZM155 146V144H154ZM88 147V146H87ZM130 147V146H129ZM157 147V146H156ZM50 148V147H49ZM59 148V147H58ZM62 149V147H60ZM80 148V147H79ZM149 148V147H148ZM152 148V147H151ZM163 148V146H162ZM168 148V147H167ZM166 148V149H167ZM61 149H58V150H61ZM93 149V148H92ZM165 149V147H164ZM43 151L45 150L44 147L42 149ZM153 150V149H152ZM169 150V149H167ZM1 151H4V150H1ZM32 151H34L32 149ZM57 151V150H56ZM154 151V150H153ZM175 151V150H174ZM42 152V151H41ZM29 153H30V150L29 149H26L25 152H24V156L23 158L26 159L29 157ZM147 153V152H146ZM166 153V152H165ZM169 153H172L171 150H169ZM45 154V153H44ZM47 154V153H46ZM45 154V155H46ZM188 154V156H187ZM174 155V153H173ZM177 155L175 158H177ZM38 155H36L37 157ZM48 156V155H46ZM151 156V155H150ZM168 156V154H167ZM169 156L171 157V155L169 154ZM159 157V156H157ZM161 158V157H160ZM168 158V157H167ZM89 159V158H88ZM162 159V158H161ZM174 160V159H173ZM177 160V159H175ZM190 160V159H189ZM15 161V160H14ZM169 161H171L169 159ZM169 161H167L168 163H170ZM42 162V161H41ZM172 162V161H171ZM174 162V161H173ZM172 162V163H173ZM192 162V160H191ZM35 163V162H34ZM161 163V162H160ZM176 163V162H175ZM177 164V163H176ZM175 164V165H176ZM34 165V164H33ZM174 165V164H172ZM171 163L170 165L168 164V166H172ZM185 164H183V167H184ZM242 165V166H241ZM35 166V165H34ZM161 166V165H160ZM164 166V165H163ZM12 167V166H11ZM22 167V166H21ZM31 167V166H30ZM174 167V166H173ZM178 167V166H177ZM176 168V166H175ZM28 169V168H27ZM30 169V168H29ZM174 169V168H172ZM179 169V168H178ZM240 169H242V172H241V179H242V182L241 180L239 179V171ZM177 170V168H176ZM172 171V170H171ZM175 171V170H174ZM180 171V170H178ZM176 172V171H175ZM186 172V171H185ZM186 172V173H187ZM162 173V172H161ZM167 173V172H165ZM171 173V172H170ZM179 173V172H178ZM189 173V174H190ZM169 174V173H168ZM21 175V174H20ZM167 175V174H166ZM170 176L174 175V173H171L169 174ZM168 175V176H169ZM52 176V175H51ZM165 176V175H164ZM183 176V175H182ZM195 176V177H194ZM166 177V176H165ZM237 177H238V180H237ZM243 177L247 179V181L245 179H243ZM182 178V177H181ZM182 181L180 182H183L185 181L186 179L188 178H185V180L181 179ZM157 179V178H156ZM179 179V177H178ZM191 179V178H190ZM167 180V179H166ZM187 181L186 180V185L185 187L188 185V187L190 189H187L185 188L187 191H191V188H193L192 184L191 183V186L189 184H187ZM244 181V182H243ZM165 182V181H164ZM170 181H168L169 183ZM174 182V181H173ZM177 182V180H176ZM179 182V181H178ZM177 182V183H178ZM167 183V181H166ZM183 184V183H181ZM162 187L161 185H158V187ZM180 186V185H179ZM159 187V188H160ZM164 187V186H163ZM162 187V188H163ZM154 188V187H153ZM158 188V190H159ZM160 188V190L162 189ZM40 189V188H39ZM171 191L173 190V188H170ZM195 189L194 191L192 190V193H191V196H193V192L195 193ZM58 190V189H57ZM150 190V189H149ZM157 190V192H158ZM159 190V191H160ZM153 191V190H152ZM167 191V189H166ZM186 191V192H187ZM45 192V190H44ZM156 192V190L154 191ZM153 192V194H155ZM156 192V193H157ZM177 192V190H176ZM151 193V192H150ZM162 193V191H161ZM161 193L159 194L158 192V196L161 195ZM168 193V191H167ZM184 193V192H183ZM182 193V194H183ZM188 193V192H187ZM172 194H178V193H172ZM193 194V195H192ZM150 195V194H149ZM157 195H155L157 197ZM169 197H166V199H170V197H172L171 195V192H169ZM189 195V194H188ZM202 195H199V196H202ZM198 196V195H197ZM198 196V197H199ZM32 197V196H31ZM154 197V195H153ZM160 197V196H159ZM177 197V196H176ZM179 197V195H178ZM196 197L195 195L193 196V198ZM155 198V197H154ZM240 198L238 196V199L240 201ZM161 199V198H160ZM165 199V200H166ZM191 201V198H189ZM198 199V198H197ZM200 199V198H199ZM207 199V200H208ZM155 201V199H153ZM204 201L205 202V199L202 198L200 199V201ZM237 200V198H236ZM158 201V200H157ZM162 201V200H161ZM167 201V200H166ZM209 201V200H208ZM211 201V200H210ZM209 201V202H210ZM213 202V201H212ZM211 202V205L213 207V203ZM158 203V202H157ZM206 203V202H205ZM169 204V203H168ZM237 204L239 205V203L237 202ZM159 205V204H158ZM194 205V204H193ZM196 205V204H195ZM194 205V206H195ZM201 205V204H200ZM199 205V206H200ZM241 205V203H240ZM160 206V205H159ZM236 206V205H235ZM242 206V205H241ZM241 206H237V208L239 209ZM24 207V206H23ZM154 207V206H153ZM196 207V206H195ZM194 207V209H195ZM202 208V205L200 206ZM199 207V208H200ZM206 207V205H205ZM204 207V208H205ZM211 207V206H210ZM243 207V206H242ZM9 212H12V213H16L14 216L18 217V220H19V217L22 218V214H21V211H18L17 209H15L14 207L12 206H7ZM200 208V209H201ZM204 208L202 209L204 211ZM198 209V210H200ZM214 209V208H213ZM231 209V208H230ZM236 209V208H235ZM192 210V208H191ZM197 210V208H196ZM206 210V209H205ZM237 210V209H236ZM146 211V210H145ZM201 211V212H203ZM211 211V210H210ZM217 211V212H218ZM245 211V210H244ZM17 212H19V216L17 214ZM31 211H29L30 213ZM137 212V211H136ZM205 212V211H204ZM237 212V211H236ZM239 212V210H238ZM250 212L251 209H250ZM28 213V214H29ZM167 213V212H166ZM200 213V211H199ZM208 213V212H207ZM233 213V212H232ZM240 213V212H239ZM244 213V212H243ZM247 213V212H246ZM245 213V214H246ZM33 214V213H32ZM32 214H30V218L32 216ZM156 214V213H155ZM154 214V215H155ZM204 215V213H201ZM199 214V215H201ZM217 214V213H216ZM249 214V212H248ZM252 213H250L251 215ZM254 214V213H253ZM21 215V216H20ZM153 215V216H154ZM169 215V214H168ZM210 215V212L208 213V217ZM212 215V213H211ZM13 216V217H14ZM171 216V215H169ZM191 216V214L189 215ZM187 216V217H189ZM12 217V216H11ZM10 217V219H11ZM44 217V216H43ZM147 217V216H146ZM202 217V216H201ZM211 217V216H210ZM212 220V218H210ZM235 217V216H234ZM252 217V216H251ZM29 218V217H28ZM27 218V219H28ZM169 218V217H168ZM242 218V217H241ZM248 218V217H247ZM256 218V217H255ZM147 219V218H146ZM203 219H205L203 217ZM250 219V218H248ZM155 220V218H154ZM157 220V219H156ZM161 220V219H160ZM165 220H169V219H165ZM170 220H173V219H170ZM191 220V219H190ZM193 220V223H195L194 225L197 224V221L196 219H192ZM210 222L212 223V220ZM221 220V218H220ZM219 220V221H220ZM235 220V219H234ZM253 220V218H252ZM26 221V220H25ZM25 221H21L23 224H26L27 222H29L30 220L28 219L27 222ZM32 221L34 223V225L38 226L39 228H42V229H46V231H48V227H47V224L48 223H52L54 220H51L50 222L48 221H45L43 219H41L37 214H34L32 216ZM158 221V220H157ZM174 221V220H173ZM172 221V222H173ZM189 221V220H188ZM250 221V220H249ZM168 222H171V221H168ZM167 222V223H168ZM177 222V221H176ZM186 222V221H185ZM200 222V221H199ZM258 222L259 221V218H258ZM31 223V222H29ZM28 223V224H29ZM192 223V224H193ZM201 223H204V222H201ZM209 223V222H208ZM246 223V221H245ZM15 224V223H13ZM26 224V225H28ZM175 226H176V223H174ZM200 225V223H198ZM197 224V225H198ZM221 224H223V221H221ZM16 225H21V224H16ZM31 225V224H30ZM169 227L170 224H167ZM187 225V223H186ZM210 225V224H209ZM208 225V226H209ZM219 225V224H218ZM226 225H227V221H226ZM32 226V225H31ZM189 226V225H188ZM200 226H203V225H200ZM216 226V225H215ZM248 226V225H247ZM256 226V225H255ZM260 226V225H259ZM174 227V225H173ZM226 227V226H225ZM36 228V227H35ZM172 228V227H171ZM224 228V226H223ZM237 228V227H236ZM58 229V228H57ZM170 229V228H169ZM38 230V229H37ZM142 230V229H141ZM140 230V231H141ZM189 230V229H187ZM230 230V229H229ZM39 232V231H38ZM58 232V231H56ZM180 232V231H179ZM182 234V233H180ZM179 234V235H180ZM227 234V233H225ZM40 235V234H39ZM177 235V234H176ZM175 235V236H176ZM41 236V235H40ZM183 236V235H182ZM181 236V237H182ZM65 237V236H64ZM68 237V236H67ZM180 237V236H179ZM215 237V236H214ZM169 238V239H168ZM167 239L165 240H172V239H176V237L170 239V236H168ZM44 239V237L42 238V240ZM75 239V238H73ZM181 238H179L180 240ZM68 240V239H67ZM164 240V239H162ZM161 240V241H162ZM164 240V241H165ZM239 240V239H238ZM57 241V240H56ZM161 241L159 243H161ZM164 241H162L161 245H165ZM166 241V242H167ZM177 241V240H176ZM181 241V240H180ZM240 241V240H239ZM245 241V240H244ZM33 242V241H32ZM46 242V240L43 241V243ZM71 242V241H70ZM143 242V241H142ZM164 242V243H163ZM74 242H72V245H73ZM247 243V241H246ZM45 244V243H44ZM48 244V243H47ZM75 244V243H74ZM167 244V243H166ZM59 245V244H58ZM71 245V244H70ZM77 245V244H76ZM82 245V244H80ZM177 245V244H176ZM222 245V244H221ZM220 245V246H221ZM48 246V245H47ZM45 246V247H47ZM52 247V245H49ZM75 246V245H74ZM73 246V247H74ZM49 247V248H51ZM153 247V246H152ZM151 247V249L153 250V248ZM168 247V246H167ZM48 248V249H49ZM178 248V247H177ZM147 249V247H146ZM149 249V247H148ZM210 249V248H209ZM54 250L51 249L49 250L50 254L53 252L52 257H55L56 255H54ZM58 250V249H57ZM82 250V249H80ZM90 250V249H89ZM150 250V249H149ZM148 250V251H149ZM156 250V249H155ZM224 250V249H223ZM234 250V249H232ZM236 250V249H235ZM238 250V249H237ZM246 250V249H245ZM46 251V250H45ZM147 251V252H148ZM242 251V250H241ZM44 251H42L43 253ZM146 252V253H147ZM156 252V251H155ZM154 250H153V253H155ZM235 252V251H234ZM253 252V251H252ZM60 253V252H59ZM78 253V251H77ZM84 253V252H83ZM144 253V251L142 252ZM145 253V254H146ZM148 253H152V252H148ZM237 252H235V254H237ZM240 253V252H239ZM238 253V254H239ZM243 253V252H242ZM250 253V252H249ZM48 254V253H47ZM144 254V255H145ZM174 254V253H173ZM231 254V253H230ZM253 254V253H252ZM251 254V255H252ZM58 255V253H57ZM86 255V254H85ZM156 255V254H154ZM154 255H150L151 256H154ZM232 255V254H231ZM242 255V254H240ZM238 255L237 257L239 258ZM249 255V254H248ZM41 256V254H40ZM77 256V255H76ZM165 256V255H164ZM51 257V259H52ZM84 257V256H83ZM87 257V256H86ZM133 257H134V253H133ZM136 257V256H135ZM134 257V259H135ZM158 257V256H157ZM166 257V256H165ZM164 257V258H165ZM233 257V256H232ZM242 256H240V259L244 260V256L243 258H241ZM256 257V256H255ZM132 258V256H131ZM167 258H170V257H167ZM236 258V257H234ZM238 258L235 259L238 260ZM254 258V257H253ZM13 254H11V252L9 250H7L6 248L0 246V264H30L28 262H13ZM50 259V260H51ZM148 259V258H146ZM218 259V258H217ZM216 259V260H217ZM227 259V258H226ZM230 259V258H229ZM247 259H248V256H247ZM93 260V259H92ZM131 260V259H130ZM138 260V259H137ZM258 260V259H257ZM134 261V260H133ZM132 261V262H133ZM136 261V259H135ZM134 261V262H135ZM141 261V260H138V262ZM251 261V259L249 260ZM261 261L262 262H258V264H264V261L262 260L261 258ZM129 262V261H128ZM137 262V263H138ZM163 262V261H162ZM239 262V261H238ZM248 263V260L247 261H244V263L241 262V264H247ZM99 263V262H97ZM168 263V261L166 262V264ZM251 263V262H250ZM57 264V263H56ZM73 264V263H72ZM100 264H102L100 262ZM130 264V263H129ZM139 264V263H138ZM144 264V263H142ZM210 264V263H209ZM222 264V263H221ZM225 264H238L236 262H234L233 260L230 262L229 260H227L225 262ZM249 264V263H248ZM256 264V262L254 263Z\"/></svg>",
    "mask_w": 264,
    "mask_h": 264
}]
</instances>
